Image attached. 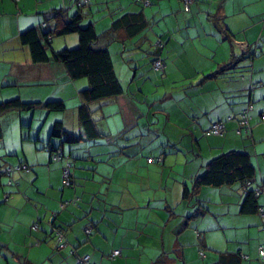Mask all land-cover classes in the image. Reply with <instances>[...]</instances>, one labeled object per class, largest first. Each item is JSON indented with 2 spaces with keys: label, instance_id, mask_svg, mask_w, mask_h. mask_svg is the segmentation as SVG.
Masks as SVG:
<instances>
[{
  "label": "crops",
  "instance_id": "obj_1",
  "mask_svg": "<svg viewBox=\"0 0 264 264\" xmlns=\"http://www.w3.org/2000/svg\"><path fill=\"white\" fill-rule=\"evenodd\" d=\"M90 1L82 7L84 21L94 22L98 43L109 48L119 77L133 73L127 88L120 77L128 95L89 103L95 136L79 117L87 79L72 78L54 59L33 62L20 39L53 8L75 14L76 0H0V102L19 97L66 104L62 111L33 108L31 142L14 150L17 157H5V165L17 168L14 184L0 188V233L3 224L11 228L0 237V264H76L78 254H90L97 264H213L225 252H239L241 264H264V217L240 211L243 183L203 185L192 192L207 163L229 150L250 153L256 168L250 187L264 189V0H194L190 9L183 0ZM128 12L144 13L141 32L124 42L117 39L125 36L123 30L105 34ZM78 43L74 33L52 41L54 50ZM156 55L163 69L153 67ZM232 62L223 74L206 77ZM249 101L254 108L247 133L232 114ZM23 111L4 113L1 123L9 113L22 118L32 113ZM220 119L225 131L206 134ZM58 121L71 133L69 141H53L72 156V185L63 182L71 159L54 162L48 148ZM6 191L11 196L4 202ZM69 199L78 202L62 208ZM259 201L264 205V191ZM88 221L95 226L90 238L84 230ZM59 227L68 242L63 247ZM118 248L121 255L111 258Z\"/></svg>",
  "mask_w": 264,
  "mask_h": 264
},
{
  "label": "trees",
  "instance_id": "obj_2",
  "mask_svg": "<svg viewBox=\"0 0 264 264\" xmlns=\"http://www.w3.org/2000/svg\"><path fill=\"white\" fill-rule=\"evenodd\" d=\"M141 1V0H137ZM90 0H76V4L79 7V10L75 14H70L66 8H53L45 12V21L41 22L37 26H33L27 30H24L20 34V39L23 44L27 45L30 48L32 60L35 63L48 62L51 59L60 61L66 67L69 75L74 79L85 78L88 81L87 87L82 90V97L84 102L79 107V117L84 125L86 132L90 136H95L97 134L96 126L92 116V112L89 108V103L105 98L118 97L121 95H128L126 88L123 86L122 81L115 70L114 61L112 54L107 46L100 45L99 34L97 33L94 22L86 23L84 18L86 16L82 7L85 5H90ZM147 25V20L143 12L132 13L128 12L123 14L121 17L114 20L112 27L105 32V34H110L109 31H119L123 30L125 33L124 37H117L118 40L125 41L126 38L136 35L141 32ZM77 34L79 38V43L73 47H65L60 50H54L52 41L56 36H64L67 34ZM107 36V35H105ZM254 53L251 52L250 55L246 57H253ZM245 57V56H244ZM157 55L152 59L153 67L154 61L157 59ZM163 61V60H162ZM164 63V62H163ZM234 62L227 64L220 68L219 70L209 73L206 77H215L220 74H223L225 70L229 69ZM156 69V68H155ZM163 69V68H161ZM160 70V69H156ZM260 84V83H259ZM41 105L49 110L62 111L66 108V104L63 100H48L45 102H27L19 97L12 98L9 100L0 102V139L3 137V127L1 123V117L4 113L13 110V109H32L36 106ZM254 108V104L249 101L246 103L245 107L242 108L237 114H232L234 119H237L240 123L243 115H248L250 118L251 111ZM260 113L261 121L262 114ZM222 121V119L215 122ZM224 121V120H223ZM213 122L212 125L215 123ZM225 122V121H224ZM206 131L208 135H218L211 133V127ZM242 128L246 129V132L251 131L252 125L249 122L246 124H241ZM240 126V127H241ZM239 127V128H240ZM241 131V130H239ZM68 132L61 121L55 123L52 130L51 142L48 145V148L51 152L52 161H62L65 158H70L68 163L64 166L63 170L70 163L71 167V179L73 175V169L75 163L72 159L71 154L66 153L64 148L60 144H56L53 141V138L61 137L66 141L70 139L67 138ZM75 138L78 137L73 135ZM61 152L62 158L55 159L54 155ZM154 159V157H153ZM22 163L20 168H22ZM26 170H29V164H27ZM17 166L15 165H5V160L0 159V188L11 186L14 184L13 174ZM10 169H12L10 171ZM24 169V168H22ZM255 166L252 162L251 155L247 151L241 150H229L224 152L214 158H212L206 165L205 171L202 174H199L195 177L194 186L192 192H196L203 186H222L240 181L244 185L246 196L241 204L240 211L243 213H260L264 217V205L259 201V195L264 191L262 187L251 188V180L255 176ZM10 171V172H9ZM9 176L8 180L4 177ZM12 180V183L9 184V181ZM64 182V181H63ZM73 183V182H72ZM71 183V185H72ZM65 184V183H64ZM66 185V184H65ZM188 189H185V195L188 194ZM3 198L4 202H7L11 196L10 191L4 193ZM78 202L77 199L66 200L64 206L65 208L68 204H74ZM201 206V205H200ZM91 226L90 233L86 232V227ZM60 229V227L58 228ZM95 226L92 221H88L84 225V230L87 237H91L94 232ZM61 230V229H60ZM198 230V229H197ZM63 233L64 231L61 230ZM198 233L199 230H198ZM65 234V233H64ZM58 237V236H57ZM59 240V238H58ZM66 244L68 243L65 239ZM59 240V246L62 247ZM66 246V245H65ZM264 246V243L260 248ZM201 250V254H204V247ZM119 254L114 255V249L110 253V257L114 258L121 255V249ZM72 252H75L73 249ZM89 260L92 264H97L93 262L90 254ZM77 255V263L79 256ZM260 257L264 260V255L260 252ZM242 255L239 252H225L222 253L220 259L213 264H241Z\"/></svg>",
  "mask_w": 264,
  "mask_h": 264
},
{
  "label": "rangeland",
  "instance_id": "obj_3",
  "mask_svg": "<svg viewBox=\"0 0 264 264\" xmlns=\"http://www.w3.org/2000/svg\"><path fill=\"white\" fill-rule=\"evenodd\" d=\"M62 37V36H58ZM133 71V70H132ZM123 74V73H122ZM208 74V73H207ZM133 73L130 72V75L127 79H125L126 72L123 74L121 79H123L124 86L127 88L129 84L131 83ZM147 92L149 91V86H145ZM146 92V93H147ZM139 96H144L141 93H139ZM145 107H149L148 103H143ZM32 109H25L23 113L26 112H32ZM33 112L30 116L26 117V114H24V117L22 118L19 114H12L9 113L3 118V137L0 139V159L3 161L6 159L5 157H17L14 155L15 149L22 151L23 147H27L29 143L31 142L29 140V130L31 129V122L33 119ZM24 119V121H22ZM35 139V137H34ZM11 150V151H9ZM5 179H8L7 176L4 177ZM2 189V188H1ZM7 203L2 204L6 205ZM8 220L12 221L15 218V214L13 215H7L6 216ZM5 226V230L1 231L0 237H6L7 236V230L10 231V226L7 224H3ZM14 230L13 233H15L18 230V227L13 226ZM0 229H2L1 223H0ZM6 231V232H4ZM13 246H18V248H23L22 243H15L12 242ZM10 250L15 251L13 248Z\"/></svg>",
  "mask_w": 264,
  "mask_h": 264
},
{
  "label": "built area",
  "instance_id": "obj_4",
  "mask_svg": "<svg viewBox=\"0 0 264 264\" xmlns=\"http://www.w3.org/2000/svg\"><path fill=\"white\" fill-rule=\"evenodd\" d=\"M85 1H87V0H85ZM183 2H184V4H185V7L187 8V9H190V7H191V5L194 3V0H183ZM154 66H155V68L156 69H161V68H163V66H164V63H163V61H162V59L160 58V57H158L155 61H154ZM232 118V117H231ZM262 119H264V113L262 114ZM241 124H248L249 123V116L248 115H243V117H242V120H241V122H240ZM225 131V122L222 120V121H218V122H215L213 125H212V127H211V130H210V132L211 133H214V134H218V135H220V134H222L223 132ZM61 152L62 151H59V152H57L55 155H54V157H55V159H61L62 158V155H61ZM150 159L151 160H153V157H150ZM22 168H24V169H26V168H28L27 167V164H23L22 165ZM12 169H10V171H11ZM9 171V172H10ZM71 167H70V163L66 166V168L64 169V183L66 184V185H71V183H72V179H71ZM12 183V180H10L9 181V184H11ZM4 197H6L7 198V196H4ZM33 227L34 228H38V223H34V225H33ZM90 231H91V226H87L86 227V232L87 233H90ZM57 236H58V238H59V240H60V242H61V246L63 247V246H65L66 245V243L64 242L65 241V235H64V233L60 230V229H57ZM260 252H261V254L262 255H264V246H262L261 248H260ZM120 253V250L119 249H116L115 251H114V255L115 254H119ZM78 264H92L91 262H90V260H89V255H82V256H79V258H78Z\"/></svg>",
  "mask_w": 264,
  "mask_h": 264
}]
</instances>
